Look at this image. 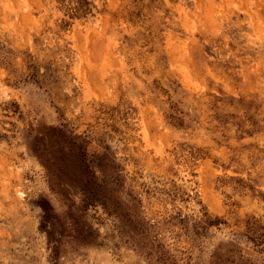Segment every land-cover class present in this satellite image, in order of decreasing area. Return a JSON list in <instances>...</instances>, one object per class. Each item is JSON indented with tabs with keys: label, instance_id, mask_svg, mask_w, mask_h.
Returning a JSON list of instances; mask_svg holds the SVG:
<instances>
[{
	"label": "rangeland",
	"instance_id": "1",
	"mask_svg": "<svg viewBox=\"0 0 264 264\" xmlns=\"http://www.w3.org/2000/svg\"><path fill=\"white\" fill-rule=\"evenodd\" d=\"M84 1L0 0V264H264V0Z\"/></svg>",
	"mask_w": 264,
	"mask_h": 264
},
{
	"label": "trees",
	"instance_id": "2",
	"mask_svg": "<svg viewBox=\"0 0 264 264\" xmlns=\"http://www.w3.org/2000/svg\"><path fill=\"white\" fill-rule=\"evenodd\" d=\"M78 1H79L80 4H82V6H84V5L86 4V2H85L84 0H78ZM207 221H208V222H205V225H206L207 227H210V226H217V225H219L220 222H221V221L218 220V219H215L214 221H209V220L207 219ZM137 224H138V226H140L139 223H137ZM140 228H142V230L146 231V229L143 228V225L140 226ZM263 236H264V235H261L260 237H258L259 240L256 241V245H258V246H260V245L264 246V239H263ZM143 246L145 247L146 245H143ZM214 264H220L219 258H216V259H215Z\"/></svg>",
	"mask_w": 264,
	"mask_h": 264
}]
</instances>
